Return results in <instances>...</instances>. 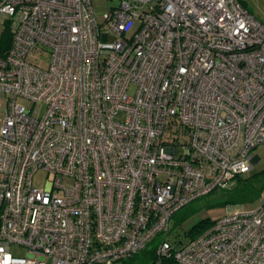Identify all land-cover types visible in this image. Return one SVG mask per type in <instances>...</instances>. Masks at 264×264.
<instances>
[{
	"label": "built area",
	"instance_id": "obj_1",
	"mask_svg": "<svg viewBox=\"0 0 264 264\" xmlns=\"http://www.w3.org/2000/svg\"><path fill=\"white\" fill-rule=\"evenodd\" d=\"M94 1L0 0V264H125L160 237L157 264H264V187L168 241L264 145V24L240 0H108L103 22Z\"/></svg>",
	"mask_w": 264,
	"mask_h": 264
},
{
	"label": "rangeland",
	"instance_id": "obj_2",
	"mask_svg": "<svg viewBox=\"0 0 264 264\" xmlns=\"http://www.w3.org/2000/svg\"><path fill=\"white\" fill-rule=\"evenodd\" d=\"M246 8L253 13L258 20L264 24V0H243ZM118 4L117 1L95 0L94 9L99 22H103V15L110 11V8ZM4 32V25L0 23V39ZM133 93V89L131 90ZM19 103L31 107L27 101L20 99ZM10 109V98L0 92V128L4 122L5 115ZM40 114L45 111L43 104L39 105ZM253 159L252 171L242 176L243 180L236 183L227 190L217 189L186 207L171 221V232L168 241L173 245L187 244L190 238L186 233L202 220L210 219L216 221L228 217L235 212L254 211L259 206L258 191L264 187V145L258 146L251 153ZM252 177V179H251ZM51 179L43 171H38L33 176V186L37 189H45ZM260 196V195H259ZM190 214L189 217H187ZM187 215V216H186ZM180 221V224L179 222ZM162 238H157L148 248L153 250L158 247ZM14 254L25 256L24 249H15ZM128 262V263H127ZM127 264H155V261L146 254H140L127 261ZM125 263V264H126Z\"/></svg>",
	"mask_w": 264,
	"mask_h": 264
},
{
	"label": "trees",
	"instance_id": "obj_3",
	"mask_svg": "<svg viewBox=\"0 0 264 264\" xmlns=\"http://www.w3.org/2000/svg\"><path fill=\"white\" fill-rule=\"evenodd\" d=\"M242 2V4L246 7V4L244 3L243 0H240ZM9 40H10V34H9V31L8 30H5L3 32V35L0 39V53H2L4 50H6L8 48V44H9ZM252 179V177H251ZM247 180H250V179H247ZM246 179L243 180L242 179V176L239 177L238 181H247ZM260 195V191H258L257 193V196L256 197H259ZM189 206V205H188ZM186 206V207H188ZM186 207H184L183 209H181L178 213H176L173 217L175 218L179 213H181ZM187 216V215H186ZM190 214L187 216L189 217ZM179 224H180V221H178ZM215 221H211L210 219H206V220H202L200 221L199 223H197L196 225H194V227H192L187 233H186V236L188 238H190V241L196 239L197 237H199L200 235L204 234L210 227H212V225L214 224ZM189 241V242H190ZM183 244H178L177 246H174V248H178L179 246H181ZM150 247V246H149ZM148 247V248H149ZM146 249L144 250L143 252H141L140 254H146L148 255L149 257H151L154 261H155V264L158 263V256H157V249L158 247L156 246L153 250H149V249ZM139 254V255H140ZM128 263V262H127ZM126 263V264H127ZM161 264H174V261L173 259H165L162 261Z\"/></svg>",
	"mask_w": 264,
	"mask_h": 264
}]
</instances>
